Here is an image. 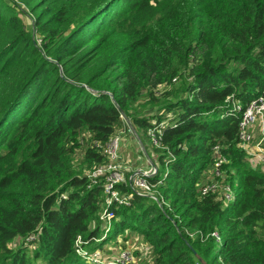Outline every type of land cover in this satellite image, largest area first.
I'll return each instance as SVG.
<instances>
[{
    "label": "trees",
    "instance_id": "obj_1",
    "mask_svg": "<svg viewBox=\"0 0 264 264\" xmlns=\"http://www.w3.org/2000/svg\"><path fill=\"white\" fill-rule=\"evenodd\" d=\"M263 86L264 0H0V264H91L74 242L102 235L105 194L84 173L127 121L142 143L161 124L150 145L173 159L158 201L112 207L103 256L149 246L147 264H264V167L231 108ZM211 177L230 201L200 193Z\"/></svg>",
    "mask_w": 264,
    "mask_h": 264
},
{
    "label": "built area",
    "instance_id": "obj_2",
    "mask_svg": "<svg viewBox=\"0 0 264 264\" xmlns=\"http://www.w3.org/2000/svg\"><path fill=\"white\" fill-rule=\"evenodd\" d=\"M227 99H229V97ZM231 108L234 112L240 114L238 123L239 145L251 157L253 165L262 163L264 167V86L259 94L246 105L233 101ZM160 126L161 124L147 130L150 143L155 147H159L160 145L162 133ZM121 133L122 129L118 130L103 146L102 151L106 155L107 162L84 173L89 182L88 187L94 184H101L105 194L104 205L99 212V220L103 228L102 235L87 240L77 236L74 242L76 254L91 264H133L134 255H132L128 249L120 251L118 255L112 258H107L103 256L104 252L102 249L98 248L95 244H99L105 240L112 228L115 217L112 207L129 204L132 193L141 196H150L158 201L155 196V188L166 176L168 162L170 159H173L172 154H169V157L164 161L166 169L161 173L162 177L156 181H151V179L159 174L157 164L149 165L146 169L141 167L130 169L129 171L131 172L127 174V169L125 166H122L119 161ZM213 149L218 152V145H215ZM223 161H225V158L220 155L212 171L213 175H221L218 166ZM119 184L129 186L131 192L121 193L118 189ZM221 184L220 180L212 179L211 177L210 181H206L200 186V193L204 195L219 192L220 195L223 196L224 201L228 202L232 199L231 189L228 185ZM160 201L159 204H165L163 198H160ZM212 234L216 237L217 241H219V234L217 232H213ZM92 244H94V247H91ZM143 248L146 252V247L144 246Z\"/></svg>",
    "mask_w": 264,
    "mask_h": 264
},
{
    "label": "rangeland",
    "instance_id": "obj_3",
    "mask_svg": "<svg viewBox=\"0 0 264 264\" xmlns=\"http://www.w3.org/2000/svg\"><path fill=\"white\" fill-rule=\"evenodd\" d=\"M24 20L27 22V18L25 17L24 18ZM159 89H161L160 87H159ZM129 130H130V128H129ZM126 134H131L129 131H127L126 130ZM124 135V134H123ZM123 135H121V141H122V138H123V140H125L126 141V138L123 136ZM120 143H123V141L122 142H120ZM127 143V142H126ZM147 149H146V151L150 154V155H153L152 157L153 158H155L153 161H155V162H157L158 163V160H157V155H156V153L153 151V148H152V146L151 145H147V147H146ZM77 159H79L80 157H79V154H77ZM119 161H120V155H119ZM123 163H125V164H129L130 166H132L133 168H137L138 166H145V164H146V161H145V158L144 157H142V153L141 152H137L136 150H135V148H133V147H131V153H130V155H129V158L128 157H125V160H123ZM252 164H253V162H252ZM157 167H158V170H159V172L160 173H162L165 169H166V167H165V165H164V163H158L157 164ZM131 171H129L128 170V173H130ZM234 193V190L232 191V194ZM125 234L127 235V237L128 238H136V236L135 235H132V234H130V232H125ZM119 240V241H118ZM104 241V240H103ZM102 241V242H103ZM112 241H117V243L118 244H120V245H124V239L123 238H121L120 236L117 238V240H112ZM143 242V241H142ZM21 243H22V241L20 240V239H16L15 241H13L11 244H10V246L13 248V249H17L18 248V246H20L21 245ZM116 243V244H117ZM142 244V243H141ZM107 244L106 243H103L102 244V247L103 246H106ZM143 246H144V243H143ZM91 247H94V244H92L91 245ZM113 247H116V246H112V248ZM146 247V250H147V253L149 252V249H150V247L149 246H145ZM103 251V250H102ZM130 252H131V250H129ZM28 252L30 253V249L28 250ZM132 253V255H133V252H131ZM134 258H133V264H147V255H146V253H145V251H144V248L142 249V254H140L139 255V258H135V256H133ZM148 257H151V255H149Z\"/></svg>",
    "mask_w": 264,
    "mask_h": 264
},
{
    "label": "crops",
    "instance_id": "obj_4",
    "mask_svg": "<svg viewBox=\"0 0 264 264\" xmlns=\"http://www.w3.org/2000/svg\"><path fill=\"white\" fill-rule=\"evenodd\" d=\"M121 129H122L121 135L124 134L123 136L126 138V141L123 140V138H122L123 143H120V145H119L120 163H121L122 166H125V168L127 169V171H126L127 174H128V170L135 169L132 166H130L128 163L127 164L123 163V160H125V157L129 158V155L131 153V147L135 148V150L137 152H141L142 153V157H144L145 161H146L145 166H141L140 165L137 168L141 167V168L146 169V168L149 167V165L158 164L157 162L153 161L155 159V158L152 157L153 155H150L146 151L147 145L151 144V143H149L148 140H145L144 143H142L139 140V137H137L132 131H129V130L125 129L124 127H122ZM126 130L129 131L131 134H126ZM252 145H253V143H252ZM258 165L261 166V163H259ZM231 194H232V191H231ZM232 197H233V194H232ZM106 244H107L106 246H103L101 248L103 250V252H104L105 249H107V248L109 249V247H110V245L108 246V243H106ZM95 245H97V244H95ZM117 247H118V245L116 246V248ZM116 248H114V247L111 248L110 252L118 251ZM112 254L114 255V253H112Z\"/></svg>",
    "mask_w": 264,
    "mask_h": 264
},
{
    "label": "water",
    "instance_id": "obj_5",
    "mask_svg": "<svg viewBox=\"0 0 264 264\" xmlns=\"http://www.w3.org/2000/svg\"><path fill=\"white\" fill-rule=\"evenodd\" d=\"M127 122H128L130 130L138 137V134H137L135 128L131 125V123L129 121H127Z\"/></svg>",
    "mask_w": 264,
    "mask_h": 264
}]
</instances>
